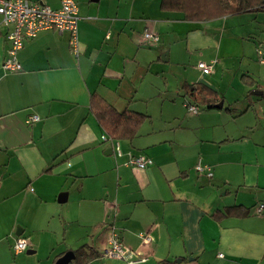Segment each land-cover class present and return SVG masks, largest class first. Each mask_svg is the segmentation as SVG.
Instances as JSON below:
<instances>
[{"label":"crops","instance_id":"1","mask_svg":"<svg viewBox=\"0 0 264 264\" xmlns=\"http://www.w3.org/2000/svg\"><path fill=\"white\" fill-rule=\"evenodd\" d=\"M75 1L78 53L67 32L44 31L18 51L17 72L2 68L0 18V264L69 252L68 264H124L102 256L113 233L137 264H264V12L194 22L162 0ZM197 85L222 107L188 113ZM101 104L145 119L112 138ZM129 154L151 164L128 166ZM17 239L27 249L15 254Z\"/></svg>","mask_w":264,"mask_h":264},{"label":"built area","instance_id":"2","mask_svg":"<svg viewBox=\"0 0 264 264\" xmlns=\"http://www.w3.org/2000/svg\"><path fill=\"white\" fill-rule=\"evenodd\" d=\"M0 18L1 23L6 26V40L9 42L7 56L2 64V68L6 72H17L21 69L16 55L22 49L26 41L32 40L44 31H56L59 33L67 32L69 34L68 46L73 54L78 53L77 41V3L75 0H61L60 7L56 10L51 9L40 1L29 0H0ZM144 40L149 44H156L159 37L156 34L145 31ZM257 59L260 64L264 63L262 51H257ZM211 63H198V68L205 75L211 73ZM184 107L188 113L197 114L199 108L190 102H184ZM37 116H30L26 120V124L37 121ZM105 139V137L103 138ZM116 153L120 156L118 145H116ZM151 164V161L143 156L128 155V166L138 169H145ZM199 173L206 172L207 176H211L208 169L196 166ZM264 210V203L256 207V212L260 213ZM145 242H150L149 237H143ZM15 254L23 252L27 249V242L24 239H17L13 245ZM102 256L108 259L122 260L124 264H137L144 261L142 258H135L132 252L124 248L117 234L113 233L109 245L103 250Z\"/></svg>","mask_w":264,"mask_h":264},{"label":"trees","instance_id":"3","mask_svg":"<svg viewBox=\"0 0 264 264\" xmlns=\"http://www.w3.org/2000/svg\"><path fill=\"white\" fill-rule=\"evenodd\" d=\"M163 8L180 12L184 19L194 22H205L225 16H235L252 12H264V0H162ZM204 86H190L187 98L194 105L200 102L208 109H215L217 101L205 99L202 93H212ZM207 91V92H206ZM191 103V102H190ZM191 103V104H192ZM101 125L106 128L112 138L131 137L144 115L133 112H116L109 105L101 104L95 112ZM80 253V252H79Z\"/></svg>","mask_w":264,"mask_h":264},{"label":"water","instance_id":"4","mask_svg":"<svg viewBox=\"0 0 264 264\" xmlns=\"http://www.w3.org/2000/svg\"><path fill=\"white\" fill-rule=\"evenodd\" d=\"M262 92H255L254 95L261 96ZM222 107V102L217 104L215 108L220 109ZM74 258V254L72 252H69L65 254L62 258H60L56 264H68L70 260Z\"/></svg>","mask_w":264,"mask_h":264},{"label":"rangeland","instance_id":"5","mask_svg":"<svg viewBox=\"0 0 264 264\" xmlns=\"http://www.w3.org/2000/svg\"><path fill=\"white\" fill-rule=\"evenodd\" d=\"M254 15V14H253ZM235 25V24H234ZM228 27V26H227ZM259 28V27H258ZM259 29H261V28H259ZM258 29V33H260V30ZM233 31H236V33H237V30H236V28L234 27V29H233ZM257 32V31H256ZM255 32V33H256ZM257 36H260V35H257ZM262 51V53H263V57H264V51L263 50H261ZM192 59H193V63H195V61H197V60H195L196 59V57L195 56H192ZM197 63V62H196ZM252 63V62H251ZM256 66L259 68V70H260V76H264V63L263 64H259L258 63V59L256 58ZM253 64H255V63H253ZM256 67V68H257ZM227 81H228V79H226L225 81H224V83H223V85L224 86H226V83H227ZM198 108H199V106H198ZM199 110H200V108H199Z\"/></svg>","mask_w":264,"mask_h":264}]
</instances>
